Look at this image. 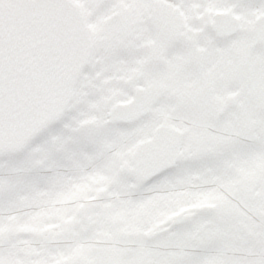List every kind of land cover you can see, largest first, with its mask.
<instances>
[{"label":"flooded vegetation","instance_id":"1","mask_svg":"<svg viewBox=\"0 0 264 264\" xmlns=\"http://www.w3.org/2000/svg\"><path fill=\"white\" fill-rule=\"evenodd\" d=\"M1 4H9L12 5L8 0H0ZM173 5H184L189 6L188 1L186 0H177L172 1ZM13 6V5H12ZM50 6H55V11H58V9L61 7L59 4L54 3L52 5H48L43 9H40V11H43L45 14H49V12H52L54 10H51ZM16 9H19L18 6H14ZM63 11V9H62ZM66 11L68 15L70 13L67 10ZM185 11V14H187V11ZM198 20V22L195 25L190 26V32H189V38L190 41L185 43L186 47L190 50L183 51V52H177L174 54H171V52H167L164 54V59L166 58L167 66H165L166 70H170L173 64L175 65H185V69H189L190 71L188 73L178 72L175 73L174 71H169V74L174 77H181L178 79L172 78L173 81V88L174 93H178L180 91L181 94L177 97L178 102H184V107L186 111L190 114V117L196 118V120H193V123L191 127H195L197 123H201V126L199 129L202 130V132L205 135H218L221 133H224L225 128L228 132H232L233 134H239L240 129L244 131L247 129V136L243 135L240 138L242 140H248L252 150H254L255 142L257 139V128L263 127V124L260 121H256V104H255V95H254V89H256V84L264 83V78L259 77L258 68L264 66V56L261 54H256V52L253 53L251 50V45L253 42L249 43L244 42V46L249 47V50L247 51L244 47L243 51L241 52L238 48L240 47L237 43V46H232V41L237 42L240 40H244L245 37H247L248 34L244 33L241 37H238L232 41H229L226 44H217L214 43L213 40L207 35V33L204 30V26L206 23L210 22L212 19V14L209 17L204 18H195ZM148 21V20H147ZM192 22V21H191ZM203 22V25L201 24ZM123 23H126L123 19ZM112 25L104 26V25H98L95 26L94 29H91L89 40L93 39L95 41H98L94 38L100 39L102 37V34L105 32H108L112 30ZM188 28L183 27L182 30ZM145 30L147 31V34L145 35L144 32L141 34L143 36H138L135 44L131 46L132 51H138L137 53V59L138 62L141 64H146V66L152 70L151 74L156 70L152 68L151 62H150V54H155L157 57H159L160 49H170L173 47V38L174 33L169 28V32L166 33V31L162 36H160L159 29L151 28L150 25H147ZM64 33H67L64 31ZM179 33H181V29L179 30ZM198 33V34H196ZM187 33L183 35H178L179 39H185L187 36ZM69 37V35H66ZM36 35L33 32H26L25 40L28 43V45L32 42H35ZM194 41L195 45H191V41ZM249 43V44H248ZM71 50H70V58L69 62L72 61L74 64H79L78 61L84 59V56H86V59H90L93 57L95 59L100 56L99 54V45H97L96 49L93 47H83L82 43L77 44L76 40H73L70 42ZM121 49L129 48L128 45L120 46ZM35 48V47H34ZM216 54L217 58L220 59V61H230L232 60L233 63H235V66L232 68L233 73L231 76L226 79L223 83H220L217 81L218 76L212 77L211 73H207V70L209 68L210 63L213 61L212 54L213 52ZM123 60L126 61V51H122ZM127 54V53H126ZM163 55V54H162ZM149 56V57H148ZM211 59V60H208ZM209 61L208 66H206L205 62ZM175 62V63H172ZM172 63V64H170ZM204 70L203 72L195 73L193 70ZM165 68H159L158 74L166 75ZM246 72V73H245ZM75 74L71 72L68 74V70L66 69L64 71V76L60 80V83L62 81L68 80L69 77L70 83L68 85V88L65 92H62L61 90V84H58V89L56 91L55 87V93L56 97L58 99H63L66 96L72 92V94L76 91H78V84L75 79ZM92 78H96L97 74H92ZM99 76V75H98ZM110 77L111 75H107ZM112 77H116L113 75ZM118 78L115 79L116 84L114 88V92L117 90L122 93V96L128 95L130 89V84L128 82V76L126 73H120L117 76ZM68 78V79H67ZM111 78H106L102 80H110ZM247 81V84L245 83ZM189 82V83H186ZM60 85V87H59ZM243 86H246L247 88H244L248 92L253 91V96L251 97L249 95L247 104H248V111L247 114L242 116L243 119H247L248 125H251L249 128L248 126H244V122L242 123L240 121V117L238 115H235L233 112H228L225 114V118L230 117L231 121H221V122H212L213 120H206L204 123L202 120L204 118L211 119L213 117V111L216 110V113L218 112L219 108L221 107V104L223 101L220 102L219 106L216 104V101L212 99L213 96H215V92L218 90H227L229 93L227 95L234 94L235 92L239 91ZM243 89V88H242ZM231 91V92H230ZM44 107L42 109L43 114H40L42 120L46 119L49 120L52 116V113L50 111V106L46 103L43 104ZM73 109H79L78 106L71 107ZM88 110H99L100 106H89L84 107ZM55 110V109H54ZM57 112V117L62 116V114L68 113V111H63L62 113V106L55 110ZM63 114V116H64ZM62 116V118H63ZM74 116H71L70 118H73ZM87 117H90L88 115ZM69 118V119H70ZM98 124H101V122H98ZM258 124V125H257ZM90 126H93L92 129H96V136L95 137H74L72 138L73 144L75 145V154H76V168L78 172H127L126 167H123V161L127 159L128 155L132 151L133 147V141H129L128 139V133H131L130 138L136 139L139 138V140H145L149 138L153 132V122L147 121L142 122L138 124L135 127H132L129 130H119V129H113L112 131H106L110 132L111 134L115 135L116 137H105L104 136V128L99 125H93L88 124ZM241 130V131H242ZM102 133L103 135H99ZM195 135V133H194ZM197 137V135H195ZM204 137V136H203ZM207 138V137H206ZM47 140V139H46ZM139 142V141H138ZM138 142L135 144L137 145ZM135 147V146H134ZM112 157L115 158V160H118L119 162L114 164V161ZM104 188V187H103Z\"/></svg>","mask_w":264,"mask_h":264},{"label":"water","instance_id":"2","mask_svg":"<svg viewBox=\"0 0 264 264\" xmlns=\"http://www.w3.org/2000/svg\"><path fill=\"white\" fill-rule=\"evenodd\" d=\"M19 9L7 4H0V153L15 155L46 123H38L29 128L37 113L40 97L36 67L30 60L31 48L25 43L27 29L36 22L35 18L23 17L35 15L40 8L53 2L60 3L65 9L80 14L78 7L71 0H8ZM209 34L216 41L224 42L236 35L239 21L230 12L214 15L213 22L207 25ZM256 41L253 50L264 54V15L254 22ZM144 74H135L134 80L141 81ZM69 83L62 86L65 92ZM163 86L136 87L133 98L128 103H116L109 109L107 125L132 126L150 116V109L164 96ZM241 94L226 98L219 119L225 111L239 110L237 103ZM38 118V117H37ZM183 134L170 125H160L152 139L140 144L133 155L132 175L146 182L161 171L171 170L179 156ZM187 216L183 213L175 218V223L169 229L159 233L144 235V243L150 244L157 238L174 228L183 225Z\"/></svg>","mask_w":264,"mask_h":264},{"label":"trees","instance_id":"3","mask_svg":"<svg viewBox=\"0 0 264 264\" xmlns=\"http://www.w3.org/2000/svg\"><path fill=\"white\" fill-rule=\"evenodd\" d=\"M24 161L25 159L21 162ZM231 161L233 159L229 162ZM27 163L18 168L9 166V163L0 164L1 170L11 171L0 172V264H55L61 259L55 250L49 249L48 254L42 257L30 253V249L41 244L39 239L40 228L48 224L41 213L47 191L43 187L49 182V185H54L57 181L53 177L48 179L49 182L46 179L44 180L43 172H39L41 168L36 156L33 155V158L32 155L29 156ZM219 163L220 161L214 160L213 163L209 162L208 165L204 166L199 161L189 170L190 172L188 171L186 179L190 178L191 185H195L197 191L187 190L185 194H190L191 200L196 206L208 204L211 202L210 199L215 196L219 199L231 192L233 183L238 179L239 176L235 174L236 172H227L224 167L222 172ZM184 178L178 179L176 183L169 186V190H171L172 195L174 194L175 199L166 198L172 195L170 196L166 190H162L164 192L162 196L165 195L162 200H175L178 202L180 195L177 193L178 189L175 190V186L183 185ZM51 192L56 194L58 191L53 190ZM71 192L73 195L77 194L75 190H71ZM154 193V190H152L150 197L145 196V198L142 196V200L155 201ZM184 198L187 199L186 195ZM188 207L185 205L183 208ZM145 210L151 216L157 209L148 207ZM177 210L172 209L171 213ZM216 219L221 220L222 218L218 216ZM155 221L156 223L160 222ZM218 226L219 222H213L212 227L215 229L212 230H216ZM150 227L154 228V225L152 224ZM8 232H10V235ZM224 248H232V246H224ZM62 257L65 258L66 256ZM222 258H225L224 264H248L243 262L244 257L242 256L231 259L224 255ZM206 264H212V262L207 260Z\"/></svg>","mask_w":264,"mask_h":264},{"label":"rangeland","instance_id":"4","mask_svg":"<svg viewBox=\"0 0 264 264\" xmlns=\"http://www.w3.org/2000/svg\"><path fill=\"white\" fill-rule=\"evenodd\" d=\"M192 1L202 2L203 0H191L190 2L192 3ZM112 2H113V4H109V2L107 0L106 1H102V0H86L85 4L87 5V8H88L89 12L91 11L90 12L91 15L93 13V10H99L100 12H98V14L101 17L104 15V17H102V18H104V20L108 18L111 21V20L114 19L115 15H116L115 13L123 12V14H127V15L131 14L132 10L130 8L125 7V3H127L129 5V7H132L134 5L135 6V10L139 9V3H140V2H137L136 0H127V2L126 1H122L123 3L122 2L121 3H117L115 0H113ZM159 2H163L162 6H161V8H162V12L161 13L162 14H164L166 12H169L170 11L169 9H173V11H175V7H177L175 5L169 6L167 4L166 0H144V3L142 4V8L144 6H146L147 8L145 10L142 9V13L146 14V12H147V14H150L153 11H154V13H158ZM234 2H235L236 5H239V4L247 5V7H243V9H244L245 12H248V13H251V14H253L255 12H256V14H258V13L262 12L261 9L264 8V0H234ZM109 6H111L112 12H110L109 10L104 11V9L108 8ZM181 6H184V5H181ZM229 10L232 11L233 9L230 8ZM42 17H44V14H40L39 15L38 24L31 28V29L34 28L33 31L35 33L39 32L46 24ZM192 18H196V17L192 16V17H189L188 20H186V19H184L183 17H181V16H179L177 14L174 17V20L171 18V20L174 22L173 27L176 29L178 35H181L183 37V35L185 34V31L182 30V28L185 25L184 22L187 24V23L190 22V20ZM68 19H69V25L71 26V24H72V26L74 27V24H76L75 18L69 17ZM171 20H169L168 16L165 17L164 19H161V17L157 18V19H155V20H153L151 22V28H155L156 30L159 29L160 30V36H162L163 34H166L167 32H169L167 27H168V22L170 24ZM114 23L118 24L119 26L121 25L119 23L118 17H116ZM60 24L61 25L63 24L62 21L60 22ZM106 24H108V23H106ZM246 27H248V26H246ZM163 28L166 29V33H163V31H162ZM179 29H181V33H178ZM133 31L138 34V32L136 31L135 28L133 29ZM196 34H198V33H196ZM177 38H178L177 35H175L174 38H173V47L172 48H170V49H162L161 48L160 49V54L161 55L159 57H157L155 54H150V57L148 56L149 59H150V62H151V66H152L153 69L156 70V72H158L159 68H165V70L168 69V68L165 67V66H167L166 63L168 61L166 60V58L164 59V57H165L164 54H166L167 52H171V54H174V53H177V52H183V51L190 50L189 47L187 48L186 45H185L186 42L188 44V41H190V39H179V38L177 39ZM99 40L104 41L105 39H104V37H100ZM58 42L59 41L55 42V46L56 47H55V49H53V52L49 53L48 62H47V65H46V68H45V72H44L45 80L47 79L46 81H48V83L50 85H52V86L57 83V81L59 80L60 76L63 74V71H64L65 66H66V55L67 54H66L65 49L63 48L64 46L61 43L58 44ZM62 43H64L63 40H62ZM191 43H192L191 44L192 46L195 45L193 40L191 41ZM53 45H54V43H53ZM232 46H235V44L232 43V45H230V47H232ZM91 48H92V46H91ZM212 52H213V54H212L211 57H212L213 61L210 64L213 63L214 67L208 69L207 73H211L212 77H215V76L217 77L219 75V74H217V70L225 68V66H226L225 64L226 63L223 65L224 60L220 61L218 63V61L220 59L217 58V56L214 53V51H212ZM111 53L114 56H116V57H121L123 55V53L119 49L117 50V49L111 48ZM33 59H34L33 63L37 67V64H38V52H36L34 54ZM208 60H211V59H208ZM226 62H228V61H226ZM205 63H206L205 65L208 66L209 61H206ZM86 66H88L89 70L92 71V70L95 69V67H97V64H96L95 60L91 61V58H90V59L87 60V65ZM98 66H99L100 70H102V71L106 70L107 68L110 67L111 68V72H115V71L119 70L118 74H120L122 72L126 73V74L130 73L129 78H128V82L129 83L132 81V76H133V74L135 72V69H133L134 66H133L131 60L126 65L125 63L114 62L113 60L106 59V60L101 62V65L98 64ZM263 70L264 69H259V77L260 78L261 77L264 78ZM226 74H224V70H223V72L220 73V76L218 77V80L222 79L223 82H224L225 81L224 78H225ZM156 79L157 80H161L162 78L160 79L157 76ZM94 81L100 83L99 80H94ZM130 84H132V83H130ZM249 95L252 97L253 96V91L251 93L249 92ZM254 95H255L256 104L257 103H259V105H261L260 103L263 104L259 108L257 113H256V120H259L264 126V83H260V81H259V84L258 83L256 84V89H254ZM173 97H174L173 94H167L166 100L172 99ZM112 102H113L112 99H108L107 101L103 102L101 104V106H100L102 112H105L107 110V108L109 106H111ZM214 112L215 111H213V113ZM186 120L187 119L185 118V121ZM247 123H248V121H247ZM247 126L249 128L252 127L251 125H247ZM228 136H231V135H228ZM231 142H233V141L223 139V140H220L218 142L211 143L208 146L209 150H206V146L204 144H201V145L198 146L197 150H195V151L199 155H201L202 153L205 154V153L215 152L216 150H218V151L224 150L225 151L228 147L233 145ZM28 150L25 151V154H24L25 161H24L23 164H20L21 161H22V157L11 163V164H14V168H18L20 166H24V165L28 164L27 163V156H26V155L30 154V151L28 152ZM220 155H222V154H220ZM37 158H39V156ZM223 159H224V157H223ZM42 162H43V160H42ZM188 164L189 163L187 161H185V160L183 161L182 160V166L188 165ZM229 167L232 168V170L234 171V168L231 167V165H229ZM238 169H239V167L237 168V170ZM126 173L129 175V172H126ZM177 179L178 178L175 176V177L165 178V179H163V181H171V180H177ZM188 186H189V184H188ZM189 188L192 191H194V192L197 191V187L195 185H191L190 184ZM181 193H183V192H181ZM180 196H181V198L178 201V203H176V201L173 200V204H174V208L173 209L180 210L185 205L189 206V207L194 205L192 200H191L190 194H188V195L186 194L187 199H185L183 197L184 193L181 194ZM230 201L231 202H236L237 200L235 198H233V199H230ZM167 204H168V200L161 201V206H164L166 209H167V207H166ZM235 210L237 211V207L233 203L229 204L228 207H223L222 204L215 203L212 207L206 209L207 212L211 213V217L210 218H215V219H212L210 221L206 220L207 222H206V225H205L204 228L209 230V228L212 226L213 222H219V220L216 219L219 216L220 218H222L221 221L224 224L219 222V228L216 229L217 232L222 234V235H223V233H225L226 235H228L230 233L232 236H234L233 233H235V231L240 228V225H236L235 227L228 228V224H225V219H226L225 211L229 212V211H235ZM189 211H191V210H189ZM213 215H217V216H213ZM167 221H168V219L164 223L158 225L157 227L162 226ZM193 221L194 220H192L191 223H190L191 226H192V222ZM202 222H204V221H202ZM208 226H209V228H208ZM229 226H231V225H229ZM259 237L261 238L262 236H259ZM52 243H53V246L56 247V248L64 247V242H62V240H60V239H53ZM163 245H164V243L161 242L156 247H153L151 250H144V251L140 250L139 253H140V255H142V259L144 260V262L146 263V261H147V259L149 257H152V256L155 257L157 255L158 251L163 248ZM127 248L128 249H125V248H123V249L127 250V251L130 250L129 249L130 246H127ZM139 249H140V242H139V239H137V245H136L135 249H133V250L134 251H138ZM31 251H32L31 253L40 254L39 248L37 246H34ZM46 252H47L46 249H44L41 253L45 254ZM107 253H108V249H105L104 251L101 252V254L104 255V256H106ZM262 253H264V252H262ZM64 261L65 260H63L59 264H68L67 262L63 263ZM263 261H264V257H263ZM144 262H143V264H145ZM89 264H91V263H89ZM96 264H99V263H96ZM148 264H151V262H148ZM261 264H264V263H261Z\"/></svg>","mask_w":264,"mask_h":264}]
</instances>
